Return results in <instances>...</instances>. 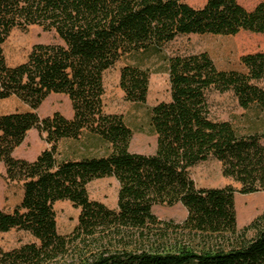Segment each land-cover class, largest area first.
<instances>
[{"label": "trees", "instance_id": "1", "mask_svg": "<svg viewBox=\"0 0 264 264\" xmlns=\"http://www.w3.org/2000/svg\"><path fill=\"white\" fill-rule=\"evenodd\" d=\"M34 26L60 43L36 44L26 62L7 66L2 45L10 31ZM240 32L264 34V0L251 10L237 0L199 8L184 0H0V102L15 97L30 108L0 115V164L23 189L13 211L0 209V234L23 231L35 240L0 249V264H264V211L238 229L234 207L236 192H264V133L239 135L211 119L208 103L211 92H232L242 109L264 115V91L255 84L264 80V52L242 56V72L218 70L206 53L164 58L170 100L150 110L151 155L129 151L132 131L102 105L103 74L123 58L158 54L179 36ZM149 79L148 70L122 67L124 100L144 104ZM50 94L68 98L70 119L38 116ZM31 130L48 147L34 161L14 158ZM86 139L105 144L107 154L65 158L58 151L62 141ZM209 159L240 188L197 187L191 169ZM103 178L118 184L116 209L89 199L87 185ZM63 201L80 211L69 235L56 228L53 206ZM178 204L182 222L152 212Z\"/></svg>", "mask_w": 264, "mask_h": 264}, {"label": "rangeland", "instance_id": "2", "mask_svg": "<svg viewBox=\"0 0 264 264\" xmlns=\"http://www.w3.org/2000/svg\"><path fill=\"white\" fill-rule=\"evenodd\" d=\"M261 1L263 0H237L247 10L253 9ZM184 2L194 8H199L205 4L206 0H184ZM59 43L60 40L53 32H44L36 26L27 30L13 28L2 45V54L6 65L13 67L26 62L36 44L55 45ZM257 52H264V34L240 32L235 36H179L164 45L158 54L128 56L108 69L102 77L103 111L105 114L122 116L125 125L132 131L130 152L151 155L156 149V136L150 124V110L158 103L170 100L164 58L206 53L218 70L242 72L240 58ZM124 66H136L149 71V88L144 104H134L124 100L123 92L119 87L120 70ZM255 84L264 91V80L255 82ZM208 103L211 119L229 122L239 135L264 133V115L255 109H242L232 92H211L208 95ZM27 111H30V108L15 97L0 102V115ZM35 112L40 118L49 117L58 112L70 119L73 114L70 101L60 94H50ZM83 141L88 144L87 139ZM260 143L264 146V138L260 140ZM85 144L62 141L58 146V151L65 158L83 155L100 157L107 154V146L100 141L94 139L88 145ZM47 147L38 132L31 130L27 133L24 142L14 150L13 157L34 161ZM87 147L89 150H86ZM191 177L200 188L220 189L226 186H231L235 190L240 188L232 180L223 177L221 164L214 159L193 167ZM86 188L90 200L103 203L110 209H116L118 184L113 178L94 180ZM22 195L21 184L8 182L5 179V168L0 164V209L5 212L13 211L20 204ZM254 206H257V209L253 211ZM234 207L237 228L241 229L264 211V192L253 195H240L236 192ZM53 210L58 234L72 233L78 224L79 209L68 201H63L56 202ZM152 212L160 220L182 222L186 218V210L179 204L173 207L154 206ZM31 242H35L34 238L23 231L11 230L0 234L2 251H11Z\"/></svg>", "mask_w": 264, "mask_h": 264}]
</instances>
